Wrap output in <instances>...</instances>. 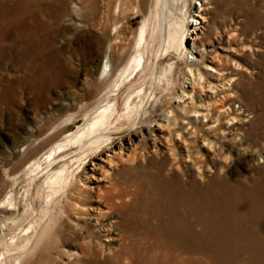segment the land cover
I'll list each match as a JSON object with an SVG mask.
<instances>
[{"label":"rangeland","instance_id":"obj_1","mask_svg":"<svg viewBox=\"0 0 264 264\" xmlns=\"http://www.w3.org/2000/svg\"><path fill=\"white\" fill-rule=\"evenodd\" d=\"M155 1L0 0V264H264V0H174L160 28ZM106 52L142 54L116 98L143 90L136 124L29 176L109 87Z\"/></svg>","mask_w":264,"mask_h":264},{"label":"bare ground","instance_id":"obj_2","mask_svg":"<svg viewBox=\"0 0 264 264\" xmlns=\"http://www.w3.org/2000/svg\"><path fill=\"white\" fill-rule=\"evenodd\" d=\"M173 1L174 0H156L155 1V14L159 10L160 14L159 13L158 14L161 15L160 16L161 18L158 17L161 19L159 28L161 27V22L163 21V18L165 17L166 4H168V2H173ZM88 3H89L90 11H93L95 8V0H88ZM170 21H171L170 24L169 23L166 24L164 51H168V48H169V49H173L176 52H179L182 48V42H183L182 39L184 38L183 37L184 31H186L184 27V21L182 20L181 21L179 20L178 22H172L173 20H170ZM145 26L146 25L143 23L142 27L138 31L139 39L143 37ZM141 55L139 52V54H137V56H135L130 61L131 63L129 62L125 64L123 67L121 66V68L118 69V71L114 73V65H112L113 64L112 58L109 54H107V52L105 53L106 61L103 65V70H102L101 75L105 76L106 79L109 80V87L101 95V98H99V100H97L90 107V109H88L86 112L82 114H78V115H75L69 118V120H72L71 124L74 125V128L68 131L67 133H65L60 143L58 142V144H56L54 147L50 148L49 150H47L41 155L40 160L44 164V167L40 168L41 166H40V163H38V160L29 162L26 165V174H28L29 176L31 175L33 176L34 174H38L41 171H44L46 168H48L51 165V161L55 157H57L61 153L66 152V150L68 149L70 151V148H73V150H76V153L72 157L70 156L71 158L68 156L69 158L66 162H70V163L75 162L76 164L77 163L81 164L82 161H84L88 155L96 153L102 146L109 144L114 135L119 134L121 131L123 132L124 130H122L123 129L122 125L125 122L129 123V127L130 125L132 126L133 124H136L137 117H135V115L138 111L141 110L140 109L141 104H142L141 102L143 99H145L144 98L145 94L142 93L143 90L139 89L138 91V93L139 92L141 93V96H138L137 103H133L132 96L130 97L129 95H127L122 104L123 105L122 109H119L120 111L117 109L116 98L118 96L119 86H121L123 81L127 79L126 78L127 75H129L127 72L129 70L132 71L138 66L140 67L139 64L141 63ZM151 74H150L151 76L150 78H152ZM133 94L134 93H132V95ZM65 172H66L65 168H61L60 170H57L54 173H52V175L49 178V181L47 182L48 183L47 185H50V187L53 185H56L55 187H57V185L60 186V185H64L65 183H67V180L64 178ZM53 188L54 187L51 188L52 194L57 192V189L54 190ZM109 202L110 201L108 200L107 203ZM3 228H4V225H3ZM172 234H175V231L172 232ZM91 254H95V251L92 250Z\"/></svg>","mask_w":264,"mask_h":264}]
</instances>
